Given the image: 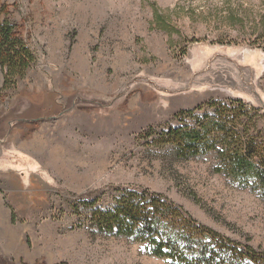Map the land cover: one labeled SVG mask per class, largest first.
Returning a JSON list of instances; mask_svg holds the SVG:
<instances>
[{"label":"rangeland","instance_id":"374dc122","mask_svg":"<svg viewBox=\"0 0 264 264\" xmlns=\"http://www.w3.org/2000/svg\"><path fill=\"white\" fill-rule=\"evenodd\" d=\"M4 19L35 60L10 89L0 69V264H170L79 224L77 197L107 205L127 185L264 249L262 197L214 172L213 154L154 143L213 98L264 127V0H0Z\"/></svg>","mask_w":264,"mask_h":264},{"label":"trees","instance_id":"16d2710c","mask_svg":"<svg viewBox=\"0 0 264 264\" xmlns=\"http://www.w3.org/2000/svg\"><path fill=\"white\" fill-rule=\"evenodd\" d=\"M34 60L24 40L13 35L11 22H0L2 90L13 88ZM200 109L203 114L196 115ZM176 116L182 124L155 133L157 146L169 148L181 160L213 154L214 172L264 199V127L259 110L237 99L213 98ZM77 198L71 208L80 225L107 236L145 242L150 254L170 264H264V249L200 224L158 192L127 185L116 188L107 205L101 203L100 195ZM10 215L15 220L13 211Z\"/></svg>","mask_w":264,"mask_h":264}]
</instances>
